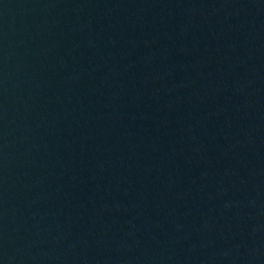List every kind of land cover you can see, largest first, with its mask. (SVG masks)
Returning <instances> with one entry per match:
<instances>
[{
  "label": "water",
  "instance_id": "95a60500",
  "mask_svg": "<svg viewBox=\"0 0 264 264\" xmlns=\"http://www.w3.org/2000/svg\"><path fill=\"white\" fill-rule=\"evenodd\" d=\"M0 264H264V0H0Z\"/></svg>",
  "mask_w": 264,
  "mask_h": 264
}]
</instances>
